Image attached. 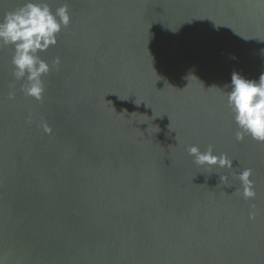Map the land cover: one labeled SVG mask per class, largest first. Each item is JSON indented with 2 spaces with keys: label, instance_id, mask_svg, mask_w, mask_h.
<instances>
[{
  "label": "water",
  "instance_id": "water-1",
  "mask_svg": "<svg viewBox=\"0 0 264 264\" xmlns=\"http://www.w3.org/2000/svg\"><path fill=\"white\" fill-rule=\"evenodd\" d=\"M48 2H67L72 22L41 53L61 61L41 102L0 48L6 264H264V144L236 140L225 95L233 72H264V3ZM21 3L0 0V15ZM192 145L233 169L196 165ZM244 168L254 200L241 194Z\"/></svg>",
  "mask_w": 264,
  "mask_h": 264
},
{
  "label": "clouds",
  "instance_id": "clouds-1",
  "mask_svg": "<svg viewBox=\"0 0 264 264\" xmlns=\"http://www.w3.org/2000/svg\"><path fill=\"white\" fill-rule=\"evenodd\" d=\"M264 3V0H260ZM72 22V13L67 2L53 8L48 0H22L21 6L0 15V48H11V67L14 82H20L21 93L28 98L41 102L46 92L45 78L61 63L56 57L50 64L41 58V53L58 44V36ZM264 56V49L261 50ZM230 59H236L231 56ZM230 91L226 95V107L236 126L235 138L243 141L245 137L264 144V72L259 80H250L237 72L231 75ZM15 93H9L14 99ZM45 133L51 128L43 125ZM193 163L201 167L233 169V159L226 153L216 154L212 145L204 151L192 145L187 148ZM237 177L245 200H254L256 191L251 179L252 169L244 168L237 172ZM229 179L228 174L220 175V181ZM238 189H236L237 191ZM250 219H255L250 213ZM0 264H6L0 256Z\"/></svg>",
  "mask_w": 264,
  "mask_h": 264
}]
</instances>
